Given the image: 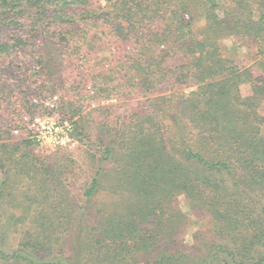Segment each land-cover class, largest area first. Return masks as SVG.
<instances>
[{"label":"trees","instance_id":"obj_1","mask_svg":"<svg viewBox=\"0 0 264 264\" xmlns=\"http://www.w3.org/2000/svg\"><path fill=\"white\" fill-rule=\"evenodd\" d=\"M100 2L0 0V31H29L2 39L0 56L33 46L35 81L52 83L60 59L85 61L105 37L117 45L106 81L126 66L114 90L149 104L127 119L115 104L93 110L101 134L80 141L89 175L75 191L70 155L40 156L0 128V220L19 240L0 247V264H264V77L223 46L232 36L264 46V0ZM180 196L211 219L192 249L180 245Z\"/></svg>","mask_w":264,"mask_h":264},{"label":"rangeland","instance_id":"obj_2","mask_svg":"<svg viewBox=\"0 0 264 264\" xmlns=\"http://www.w3.org/2000/svg\"><path fill=\"white\" fill-rule=\"evenodd\" d=\"M97 1L94 0V2ZM100 1L102 5H105V0ZM228 1L217 0L221 7H224ZM10 34L27 37L29 31L26 28L12 30L11 33L0 31V42L2 39L9 38ZM109 42L110 40L104 37V41L98 43V47L91 51L89 58L85 61L79 56L72 57L76 61L68 60L67 56L60 59L57 76L52 83L44 82V80L47 81L46 77L37 78L40 82L35 81V77H31L37 70H42V68L37 69L39 54L33 46L15 47L9 55L0 56V128L10 134L15 142L33 141L35 152L40 156L48 157L56 153L70 155L82 169L77 172V180H72L74 185L72 191L85 183L89 175L86 171V150L80 141L84 140L88 143V138L84 137L86 133L93 141H96L97 135L101 134L96 121H100L104 116L101 112L93 110L102 105L115 104L118 107L114 109L116 113L114 116L127 119L135 111L142 112L149 106L135 95L114 90V85L118 82L117 75L126 74V66L117 72L116 77H113L114 80L106 81L110 78L103 69L108 63L104 58L108 52L112 51V48L117 47L115 42L108 45ZM223 46L226 49L225 55L240 61H248L256 76L264 77V68L257 64L262 57L263 44L251 37L241 39V37L232 36L223 41ZM119 51L114 50L121 58L124 52ZM124 51L127 50L124 49ZM87 74L92 80H88L86 86H80L82 78L83 82H86ZM60 77H63L64 81ZM192 90L187 89L185 93ZM158 92L161 95L170 93L166 86L159 87ZM81 110L83 115L91 111L93 115L76 125L75 122L79 120L81 114L78 112ZM260 111L264 115V103ZM34 136L36 138H30ZM67 136L69 140L63 144L54 142ZM98 199L107 201L110 198L103 192L99 194ZM178 202L187 218L180 245L192 249L204 239H209L212 228L211 219L201 211L192 210L185 196H180ZM18 242V238L11 232L9 225L6 222L3 224L0 220V247L10 250L17 247ZM70 246L71 244L68 247Z\"/></svg>","mask_w":264,"mask_h":264},{"label":"built area","instance_id":"obj_3","mask_svg":"<svg viewBox=\"0 0 264 264\" xmlns=\"http://www.w3.org/2000/svg\"><path fill=\"white\" fill-rule=\"evenodd\" d=\"M15 133H18V131H15ZM30 138H36V136H34V137H30ZM69 140V138H68V136L66 137V138H62L61 140H58V141H55L54 140V142L55 143H57V144H63V143H65L66 141H68Z\"/></svg>","mask_w":264,"mask_h":264}]
</instances>
